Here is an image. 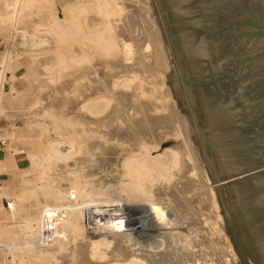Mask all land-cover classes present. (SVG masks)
I'll list each match as a JSON object with an SVG mask.
<instances>
[{"label": "rangeland", "instance_id": "rangeland-1", "mask_svg": "<svg viewBox=\"0 0 264 264\" xmlns=\"http://www.w3.org/2000/svg\"><path fill=\"white\" fill-rule=\"evenodd\" d=\"M82 1L37 0L32 6L33 8L24 11L23 18L15 26L9 23H0V64L5 59L7 65V67L0 68L1 70L4 69V75H6L4 86L0 87V146L7 148L8 152L21 155L20 157L27 161L26 166L11 167L10 169L0 163V172L13 171L6 174L4 179L0 181V206L2 207L0 208V264H23V260H31L35 249L31 250L32 253L30 254L20 251L13 254L5 249L2 244L11 243V239L8 237L10 235H13V241L17 244H24L27 240L23 232L22 222L25 220V217L32 212V209L36 210L35 208L38 209L43 203L45 204L47 198L44 196V193L47 189L43 188L42 185L44 184L54 182V188L58 193L61 192L63 196H67L66 202L68 203L79 201L78 199H81V197L84 199L83 197L85 196L83 195H88V193H90V195L101 194V199L104 195H107L106 197L109 196L108 199L110 200L108 202V199L104 197V199H106L102 200L104 202L100 203V208L98 207L101 210L110 209V211H115L113 209L120 207L119 202L121 203V201L123 202L126 199L125 202L130 204L145 203V201L146 203H150L151 201L153 202V200L156 201V199L162 200V198H160L162 194L159 193L158 189L163 186L165 187V184L155 180L156 172L148 174L149 176L140 175L138 180L137 178L132 180L128 175V177H126L125 165L122 164L121 166L120 162L118 163V159L121 157L122 152H130L131 150L128 137L120 138L119 141H121V139L122 141L117 143L119 142L117 141L118 138H116V140L115 138L110 140V137L108 138V136H105V138L107 137L108 139H105V141L109 143H105L104 147L106 148L103 150L104 153L102 152L103 155H100L98 158L94 156V150L91 151L90 148L83 144V139H85L83 129H87L90 125H86L83 121L84 119L80 116L94 114L84 110L83 106L85 101L88 97L92 99V97L112 96L111 86L116 75L118 80L122 78L121 71H118L120 73L117 74L116 69H113V65L114 67H131L133 64L129 72L131 71L132 74H134L135 72L144 71L141 74L140 72L137 73V75L139 77L143 75V79L148 81V83L150 82L149 86L153 88L150 89V92L156 96L158 95L156 99L160 101L159 106H162L160 112H149L150 114L148 113L145 115H147V117L149 115L161 117L163 118L162 120L166 118L162 124L164 126L161 125L162 128L159 127L158 129V132L160 131L159 133H161L160 147L153 152V156H160L158 161L160 167H155V170L160 171L161 168L171 160L170 152H164L165 149H171L174 154L177 155L181 170L185 165H192V168L195 169V171L192 170L195 180H197V176L198 178L200 177L199 179H201L202 176L198 172L196 165L198 161L195 162L193 160L190 151L195 152L198 147L199 151L201 150V155L199 156V158H201L200 160L204 161L206 167L208 166L207 176L208 178L210 177V179H207V183L206 177L203 176L205 179V187H202L204 184L202 185V183L199 182L200 185L196 190L197 193H201L195 196L196 204L194 209L196 210L197 207L196 212L198 214L196 213L194 216L189 217V219H185L184 221L187 224H184L181 229L183 234L181 237L185 238L186 236L185 239L183 238L184 240L189 236L190 246L188 247V239L184 241L180 237L181 243H179L181 250L183 248L181 253L184 255V258H182L184 260L188 259V263L181 260L183 263L180 261V264L192 263V259L202 256V250L204 249L209 252L210 255L208 264L212 262L214 264H258L250 252V250H253L254 240L244 224L217 140L194 79L168 0H110L116 7V10L121 13H125V6H128L131 2V5H134L130 6L131 8L133 7V9H136L138 6V8H142H140V13L142 11V15L138 11L133 13V15H135V13L138 12V14L141 15L139 16L142 18L141 21L136 18L137 14L135 15L136 17L131 16L128 18L127 23H130V20H132L137 27L135 26L134 28L136 29V31L134 30L135 33H130L132 40L129 42L131 43L125 45V52H130L129 58L127 60L121 59L122 62L117 60V66L115 62H113L114 59H117L115 57L117 52L114 53L113 51H106L104 48H101L94 37L93 32L102 24L97 23L94 26L87 24V15L88 17L90 15L93 16L90 0H88L89 3L87 0ZM81 2L82 4H80ZM127 2L130 3L127 4ZM53 10L61 19L66 16L65 14L68 15V10H73V16L67 20L66 24H63L64 26L62 28L51 30V11ZM93 18L94 17H92V19ZM133 23L128 24V27H130V25L133 26ZM141 24L145 25L147 29L144 28V30ZM150 25L151 29L149 27ZM140 26L142 27L141 29L144 30V35L147 34V36H149L146 41L151 44L150 46L153 44V47L147 49V43L141 45V43L139 44L138 38L135 40V34H137V29H139ZM83 28L87 33L83 32ZM93 29L95 30L92 32ZM143 30H141V32ZM150 30L151 32L149 33ZM156 32L157 34L159 33V36H156ZM89 35L90 38H86ZM156 37L159 38L156 39ZM118 43L120 44L118 51L121 52L123 49V41L120 39ZM83 45L86 46V49H84ZM153 51H155V55L157 52L156 56L159 57V59L157 58L158 63H156V60H153L154 56L153 59L149 57L150 53ZM112 62L114 64H112ZM145 72L148 73L146 74ZM14 75H16V78H13ZM135 75L132 79V84L135 82L137 84L139 80H141ZM147 75L150 81L149 79L147 80ZM135 78L139 80L137 79L134 82ZM101 79L103 80L100 81ZM152 83H154V85ZM157 83H159V85ZM12 86H14L16 90L12 91ZM108 86L110 89L107 88ZM96 90L101 91V94L91 95L97 93ZM155 91L157 94L154 93ZM164 92H166V96H164ZM153 94L151 95L153 96ZM159 97H161L160 100ZM56 99L61 102L59 103L60 105L57 104L58 102ZM133 100L136 102L140 101L136 97L133 98ZM122 101L126 103L128 100L123 99ZM54 103L56 104L55 106ZM112 106H115V101H113L109 110L105 109L106 111L104 110L101 115H111L110 110ZM128 111H123L122 115L126 116L128 115L127 113H135L133 110ZM161 113L165 117L160 115ZM136 114L137 113H135V115ZM74 115L76 117H74ZM76 118L82 123L79 122L77 124L78 120H76ZM112 124L120 125L126 129H129L130 126L129 121L122 124L121 121L115 120ZM73 126L75 129L77 128L78 132L67 133V129L74 130ZM91 127L96 129L95 126ZM102 127L101 129L103 131L108 132L109 127L106 125ZM155 140V143H157L158 138H155ZM69 141L76 142L77 152L70 157L61 158L54 156L62 153L57 143H62L61 145H64ZM56 145H58L57 149L53 151V147ZM82 147L84 151L80 149ZM192 148L195 149L192 150ZM106 153L109 154L111 160L108 159L109 156L106 155ZM114 154L117 157H115ZM113 156L115 158H113ZM90 162L92 163L90 164ZM199 162L198 164H200ZM142 176L148 179H144ZM199 179L197 181H199ZM128 182H134L133 187L131 186L132 183L130 185ZM129 186L131 188H129ZM106 189L109 190L106 191ZM97 190H99V193ZM102 190L104 192H109V194L113 191L112 194L115 197L112 194H106V192L104 194ZM204 190L206 192L205 195H203ZM78 191L79 193H77ZM81 191L85 192L82 193ZM86 191L88 193H86ZM3 198H5V206L1 203ZM111 198L113 199L112 201ZM122 198L125 199L123 200ZM82 199L80 203H83ZM146 199H151V201L147 202ZM105 202L109 204H104ZM167 202H165V206L172 207L170 202L169 205L166 204ZM34 204H36V206ZM88 208L85 207L83 210L84 224L86 227L85 232L86 235L96 238L98 237V233L94 232L100 230L101 227H99L97 223H91L92 229H89L86 223ZM188 220L189 223L186 222ZM9 232L11 233L10 235ZM186 233L189 235L187 236ZM125 234L123 238L128 242L126 244L128 247L125 245L128 254L129 252H134L131 255L140 258L139 260L141 261L144 258L145 260L143 259L142 261L143 263L146 262L144 264H147V262L149 264L151 259L154 258L152 254H155L158 247L159 251L162 248L161 245H157V248H150L151 251H154L151 253L143 242H141L142 244L140 243L142 246L137 244L139 243V236L135 234ZM101 235H104V233ZM205 238L207 239L205 240ZM131 244L133 246H131ZM206 246L208 247L206 248ZM116 247V244L108 247V253ZM135 247L137 248L135 249ZM138 249L145 253L143 254L142 251ZM38 250L37 248L35 252H38ZM135 250H138V252ZM157 252L158 251H156V253ZM69 254L70 252L68 251L67 253H57L55 255L57 264H73L71 261L73 255L71 256V254ZM135 254L137 256H135ZM113 258V255L108 256L109 260ZM108 259L106 260L108 261Z\"/></svg>", "mask_w": 264, "mask_h": 264}, {"label": "bare ground", "instance_id": "bare-ground-1", "mask_svg": "<svg viewBox=\"0 0 264 264\" xmlns=\"http://www.w3.org/2000/svg\"><path fill=\"white\" fill-rule=\"evenodd\" d=\"M36 1L37 0H0V23L1 22L2 23H9V24H12L13 26H15L23 18L24 11H26L28 9L30 10L31 8H33L32 6L35 4ZM87 1H85V2H87ZM82 2L80 4H82ZM90 2H91V8H92V15L93 16L90 15L88 17V15H87V17H86V18H88V19H86L87 24H90L91 26H94L97 23L102 24L100 27H98L96 29L95 32H93L95 29H93L92 32L94 34V37L96 38L97 44L99 46H101V48H104L106 51H113L114 53L117 52L116 56H115L117 59L112 58V59H114L113 62H115L116 66H117L118 61L122 62L121 59L127 60L129 58L130 52L129 51L125 52V45H127V43H131V42H129L132 40V36L130 33H135L134 30L136 31V29H134V28H135V26L137 27V25H134L132 20H130L133 23L134 27L132 25H130V27H128L129 26L128 24H132V23L131 22L127 23V22H128V18H130L131 16H135L136 14H137L136 15L137 17L136 16L135 17L138 18L139 21L142 20V18L140 17L142 15L141 14L142 11L140 13L141 7L138 8L139 6L138 7L136 6L137 8L135 7L136 9H133V7L132 8L130 7V6H134V5H131L132 2L131 3L127 2V4L128 3H130V4L128 6L127 5L125 6V13H123V12L121 13L120 11L116 10V7L114 6L113 3L110 2V0H90ZM88 3H89V1H88ZM135 11H138L141 15L138 14V12H136L135 15H133V13ZM67 12H68V15L65 14L66 16L63 19H61L56 14V12H54V10L51 11V18H52L51 26H50L51 30H55L56 28L57 29L62 28L64 26L63 24H66L67 20L69 18H72L73 10H70V11L68 10ZM92 17H94V18L92 19ZM94 19H95V21H94ZM138 19H137V21H138ZM141 25L143 26V29L146 28L145 25H143V24H141ZM149 27L151 29V25ZM141 28L142 27L140 26V28L137 29V32H136L137 34H135L136 38L134 37L135 40H137V38H138L139 44L141 43V45L143 43H147V46H146L147 49L149 47H153V44H152V46H150L151 44H149V42L146 41L149 38V36H147V34L144 35L145 29L143 30ZM141 30H143V31L141 32ZM83 32L87 33V31H85L84 28H83ZM88 32H91V31H88ZM150 32H151V30L149 31V33ZM155 34H157V32ZM158 34L156 36H159ZM86 38H90V35ZM157 38H159V37H156V39ZM120 39H121V41H123V44H122L123 49L121 52L118 51V49L120 47L118 40H120ZM83 47H84V49H86L85 45H83ZM155 51L150 53L149 57H151V59H153V56H154L153 60H156V63H158L159 57L156 56L157 52H156V55L154 54ZM134 53H136V52H134ZM113 62H112V64H114ZM130 65H128V66H130ZM122 66H123V63H122ZM132 66L131 67H124V66L123 67H118V66L114 67V65H113V69L114 70L116 69L117 74L120 73L118 71H121L122 78L121 79L119 78L120 80H118L116 78L117 75H116V77L114 76L115 74L113 75L115 77V80L111 86V93L112 94L111 93L110 94L112 96H110V97H107V96L92 97L91 96L92 99H90V97H88V99L85 101V103L83 102L84 103V106H83L84 110H86L89 113H94L93 115L89 114L88 116H86V115L80 116V117H82V119H84L83 121H84V123H86V125L87 124L90 125L87 129H85V130L83 129V132L85 133V134L83 133L84 138H85V139H83V142H84L83 144H84V146L86 145L88 148H90L91 151L94 150L93 154H94V156H96L98 158L100 155L101 156L103 155V153H104L103 150L106 148V147H104V145L106 142H108V141H105V139H107V137L105 138V136H108V138L110 137V140L112 138H115V140H116V138H118L117 141H119L120 138L128 137L130 140V145H131L130 152L123 151L121 154V157H119V159H118L119 161L117 159L116 160L118 161V163L120 162L121 166H122V164L125 165L126 171L125 170L124 171L126 172V177L129 176L132 180H135V178H137V180H138V177H140V175L149 176L148 174L156 172L155 180L159 183L161 182V183L165 184V187L163 186V187H160L158 189L159 193L162 194V196H160V198H162V200L158 199L159 200L158 201L156 199V201H154L152 199L153 200V202H152L151 199L150 200L146 199L147 202H149V201H151V202L146 203V201H145V203L142 202L139 204H130V203L125 202L127 200L126 199L123 202L121 201V203L119 202L120 207H118L117 209H113L115 211H110V209L101 210V209H99L100 208L99 206H101L100 203L104 202L102 200H105L106 198L108 199L109 196L106 197L107 195L105 196L104 194L109 189L108 190L106 189L105 192L102 190V192H104V194L103 193L102 194L104 195V197H106L105 199H104V197L101 199V197H102L101 194H100L101 196L98 194H96V195L91 194L90 195V193H88L89 192V190H88V192L86 191V193H88V195H83V196H85V197H83L84 199H82V197H81L83 203H80L81 199H78L79 201H74L72 203H68V202H66L67 196L66 197H65V195L63 196V194L60 191H59L60 193H58L57 190L54 188V185H55V184H53L54 182L44 184V185H42L43 188L47 189V190H45V193H44V196H46V198H47V200L45 199L46 200L45 204L43 203V205L41 207H38V209L35 208L36 210H33L31 208L32 212L29 215H27V217H25V220L22 222L23 223L22 227L24 229L23 232L25 233L27 240L24 242V244H17L13 241V235H10L11 233L9 232L10 236H8V237L11 239V243L5 244V245L2 244V246H4L5 249H7L9 252H11L13 254L17 251L30 254V253H32L31 250H33V249L36 250L37 248L39 249L38 252H35V250H34V253H36V254H34V253L32 254L31 260H26V261L23 260L22 261L23 264H57V261H56L57 259H56L55 255L57 253H61V252L67 253V251L70 252L71 256L73 255V259H71L73 264H142L143 263L142 261L144 258L141 261V260H139L140 258L133 257L131 255L134 253L133 251H132L133 253L129 252V254H128V250L126 248V246H127L126 244L128 242L125 241L123 238L125 233H126L125 235L135 234V235L139 236L138 237L139 243H137V242L136 243L139 246H142V245H140V243L143 242L147 246V248H149V251H151L150 248H154V247L157 248V245L162 246V248L160 247L161 248L160 251H159V249H158L159 247H158L156 249V251H158V252L156 253V251H155V254H152L154 258L152 257L153 259H151L149 264H180V261L184 260L183 259L184 255H182V253H181L183 248L181 250V247H180V243H181L180 240L184 238V237L183 238L181 237V236H183L181 229H182L184 224H187V223H185L184 220L189 219V217H192L197 213L196 212L197 207H196V210L194 209L195 204H196V199H195L196 197L195 196H197L198 194H201V193H199V192L197 193L196 190H197L198 186L200 185L199 182H201L202 185L204 184L203 186L201 185L202 187H205L204 177H206V181H207V179H210V177L208 178V176H207L208 166L206 167V165H204V161L200 160L201 158H199V156L201 155L200 154L201 150L199 151L198 147L196 148L197 151H195V152L190 151V155L193 157V160L195 162L200 161L199 162L200 164H198V162H197L196 165L198 168V172L201 174L202 177H201V179H199L200 177L198 178V176H197V180L199 179V181H197V180H195V176L192 174V170L195 171V169L192 168V165H190V164L185 165L183 167V169L181 170L179 158L177 157V155L174 154L173 150L165 149L164 152H170L171 160L169 163L165 164L161 168L160 171L155 170L156 169L155 167H158V168L160 167L159 166L160 163L158 162L160 156H153V152H154V150L159 149V147H160L161 133H159L160 131L158 132V129L164 123L163 121L166 118L164 120H162L163 118H161V117L150 116V115L147 117V115H145V114H148L149 112H154V113L160 112L162 106L161 107L159 106L160 101H158V99H156L158 97V95L156 96L150 92L151 91L150 89H153V88H151L152 86L151 87L149 86L150 82L148 83V81L143 79V75H141L140 77L137 75V73H139L140 71L138 69H135L136 67L133 68L134 70L139 71V72H135L137 76L135 75V73L132 74L131 71H130L131 73L129 72V70H131ZM1 67H7L5 59L1 62L0 68ZM134 70H133V72H134ZM111 71H112V69H111ZM143 72L144 71L140 72V74ZM145 73L147 74L148 72H145ZM4 74H5L4 69L3 70L0 69V87L4 86V84L6 82V75H4ZM134 75L141 79V80H139L137 78L139 80V82L137 84L135 82V80H137V79L136 78L134 79V82H135L134 84H136V85L132 84V79L134 78ZM109 77H110V75H109ZM145 77H146V75H145ZM147 77H148V75H147ZM13 78H16V75H14ZM148 79H149V77L147 78V80ZM102 80L103 79H101L100 81H102ZM149 81H150V79H149ZM152 84L154 85V83H152ZM157 84L159 85V83H157ZM155 86H153V87H155ZM107 88H109V86ZM11 89H12V91L16 90L14 86H12ZM154 90H155V88H154ZM96 91H97V93L91 94V95L94 96L97 94H101V91H98V90H96ZM108 91H110V90H108ZM157 91H159V90H157ZM152 92H153V90H152ZM154 93L157 94L156 91ZM158 93L160 94V92H158ZM164 93H165L164 96H166V92H164ZM151 94H153V96ZM160 95H162V94H160ZM135 97L137 99H139L140 101H137V102L134 101L133 98H135ZM153 98H155V99H153ZM160 98L161 97H159V100H160ZM123 99H127L128 101L126 103H123V101H122ZM163 99H161V100H163ZM56 101L58 102L57 104L61 103L58 101V99H56ZM113 101H115V106L111 107L112 108L110 110L111 115H106V114L101 115L105 109L109 110V107L113 104ZM55 105L56 104L54 103V106ZM160 105H162V104H160ZM120 106H121V108H120ZM128 110H133L137 114L135 115V113H133V114L127 113L128 115H126V116L122 115L123 111L126 112ZM68 113H70V112H68ZM71 115H73V114H71ZM160 115H163V114L161 113ZM74 117H76V116L74 115ZM64 118L67 119L66 117H64ZM61 119H62V117H61ZM82 119H81V121H82ZM73 120H74V118H73ZM76 120H78L77 121V124H78L80 121L78 118H76ZM115 120L121 121L122 124L129 121L130 122L129 129H126L120 125L119 126L114 125L115 123L112 124L113 122H115ZM74 122H76V121H74ZM80 123H82V122H80ZM103 125H106L107 127H109L108 132L107 131L105 132L102 130ZM91 126H95L96 129H93L94 127L92 128ZM162 126H164V125H162ZM101 127H102V129H101ZM104 128H106V127H104ZM67 130H68L67 133H70V132L74 133L76 131L78 132L77 128L75 129V127H74V130H69V129H67ZM80 131H82V130H80ZM155 138L156 139L158 138L157 143H155V141H156ZM115 140H114V143H115ZM121 141H122V139H121ZM121 141H119L117 143H120ZM194 142L195 141L193 140V143ZM124 143H125V141H124ZM57 144H59V148L62 151V153L56 154L54 156H58L61 158L70 157L71 155H73L78 150L77 146L75 145L76 142H74V141H69L67 144L65 143L64 145H61L62 143L61 144L57 143ZM110 145H112V144H110ZM57 146L58 145L53 147V151L57 149ZM115 147H117V146H115ZM111 148H113V147H111ZM80 149H83V151H84L83 147ZM193 149H195V148H192V150ZM113 152H114V150H113ZM106 155L109 156L108 153H106ZM114 156L117 157L115 154H114ZM114 156H113V158H115ZM39 157H41V156H39ZM86 157H88V156H86ZM105 157H107V156H105ZM110 158L111 157L109 156L108 159L111 160ZM92 162H93V160H92ZM92 162H90V164ZM112 162H113V160H112ZM85 165H86V163H85ZM74 172H76V171H74ZM123 174H124V172H123ZM142 177L144 178V176H142ZM145 178H147V177H145ZM125 181H126V179H125ZM196 182H198V183H196ZM131 183H132V185H131ZM131 183H129V184L133 187L134 182H131ZM207 183H208V181H207ZM143 184H144V182H143ZM104 187H106V186H104ZM129 188H131V187L129 186ZM99 190H97L98 193H99ZM210 191H212V190H210ZM81 192L84 193L85 191L84 192L81 191ZM111 192L113 193V191H111ZM77 193H79V191ZM107 193L109 194V192H106V194ZM111 194H109V195H111ZM205 194H206V192L204 190L203 195H205ZM77 195H79V194H77ZM72 197H74V196H72ZM44 198H42V199H44ZM120 199H118V200H120ZM109 200L110 199H108L107 201L109 202ZM112 200L113 199L111 198V201ZM108 202H105L104 204H107ZM165 202H167L166 204H168V205L170 202L172 207H170V206H168L170 208L166 207ZM34 205L36 206V204H34ZM85 207L86 208H88V207L89 208H95V209H89L88 208V214H89L88 216L90 217V219L94 223L99 224V227H101L100 230L94 232V233H98V237H96V238L93 236L86 235V232H85L86 227L84 224V214H83V210L85 209ZM0 208H2V207L0 206ZM201 211H202V209H201ZM47 214H49V215L51 214V216L55 217L56 237L52 241L51 244L40 245L37 243V238L40 235V228H41L42 224L44 223V220H45V217ZM202 214H204V213H202ZM202 217H203V215H202ZM206 219H207V217H206ZM186 222L189 223V220ZM103 233H104V235H101ZM188 235L189 234H187V236ZM180 237H181V239H180ZM188 237H187V239H188ZM185 238H186V236H185ZM207 238H209V237H207ZM207 238H205V240ZM192 239H193V237H192ZM192 239H190V240H192ZM186 240H184V241H186ZM188 241H189V239H188ZM113 244H116L117 247L115 249L111 250L110 253H108L109 249H107V248ZM137 244H136V246H137ZM182 244H183V242H182ZM188 244H189L188 245V247H189L190 241ZM131 246H133V245L131 244ZM208 246H206V248ZM188 247H187V249H188ZM136 248L137 247H135V249ZM138 250L137 251L135 250V251L138 252ZM145 250H147V249H145ZM152 250H154V249H152ZM189 250H191V249H189ZM139 251H142V250H139ZM152 252H154V251H151V253ZM202 252H203L202 256L201 257L198 256L199 258H195L196 256L193 253V255L195 256L194 257L195 259H192L191 260L192 263H190V264H208V260H209V256H210L209 252H207L205 249L202 250ZM142 253H143V251H142ZM136 254H135V256H137ZM146 254H147V251H146ZM66 255H68V254H66ZM109 255H113L114 258L112 260L111 259L109 260L108 259ZM147 255H146V257H147ZM193 255H192V257H193ZM188 256H190V255H188ZM148 257H149V255H148ZM186 258H188V257H186ZM106 259H108L109 262ZM187 260H184V261L187 262ZM66 261H68V260H66ZM182 261H181V263H183ZM144 263H146V262H144ZM147 264H148V262H147ZM210 264H214V263L212 262Z\"/></svg>", "mask_w": 264, "mask_h": 264}, {"label": "water", "instance_id": "water-1", "mask_svg": "<svg viewBox=\"0 0 264 264\" xmlns=\"http://www.w3.org/2000/svg\"><path fill=\"white\" fill-rule=\"evenodd\" d=\"M250 252L264 264V0H168Z\"/></svg>", "mask_w": 264, "mask_h": 264}, {"label": "built area", "instance_id": "built-area-1", "mask_svg": "<svg viewBox=\"0 0 264 264\" xmlns=\"http://www.w3.org/2000/svg\"><path fill=\"white\" fill-rule=\"evenodd\" d=\"M88 212V211H87ZM86 215V223L88 224L89 229H92L91 223H94L90 217ZM56 237V227H55V217L51 216V214H47L40 228V235L37 238V243L40 245L51 244L52 241Z\"/></svg>", "mask_w": 264, "mask_h": 264}, {"label": "crops", "instance_id": "crops-1", "mask_svg": "<svg viewBox=\"0 0 264 264\" xmlns=\"http://www.w3.org/2000/svg\"><path fill=\"white\" fill-rule=\"evenodd\" d=\"M21 155H16L15 153H11L7 151V148L1 147L0 146V163L4 164L6 168H11V167H21V166H26L27 161L26 159L20 157ZM10 172L13 171H7V172H0V181L1 179H4L6 174H9ZM1 183V182H0ZM1 203L3 206H5V198L1 200ZM1 205V204H0Z\"/></svg>", "mask_w": 264, "mask_h": 264}]
</instances>
